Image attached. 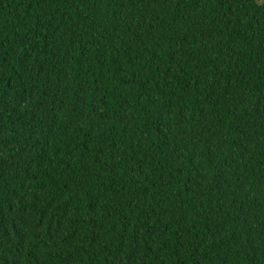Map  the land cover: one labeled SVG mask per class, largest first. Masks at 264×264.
<instances>
[{
    "label": "trees",
    "instance_id": "obj_1",
    "mask_svg": "<svg viewBox=\"0 0 264 264\" xmlns=\"http://www.w3.org/2000/svg\"><path fill=\"white\" fill-rule=\"evenodd\" d=\"M0 264H264V3L0 0Z\"/></svg>",
    "mask_w": 264,
    "mask_h": 264
},
{
    "label": "water",
    "instance_id": "obj_2",
    "mask_svg": "<svg viewBox=\"0 0 264 264\" xmlns=\"http://www.w3.org/2000/svg\"><path fill=\"white\" fill-rule=\"evenodd\" d=\"M255 1H256V4H257L258 6H262L263 3H264V0H261L260 2H259L258 0H255Z\"/></svg>",
    "mask_w": 264,
    "mask_h": 264
}]
</instances>
